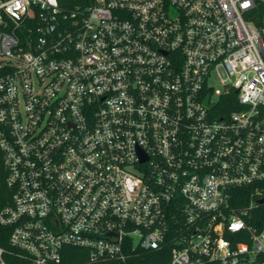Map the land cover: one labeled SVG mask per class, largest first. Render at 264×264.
<instances>
[{
	"label": "built area",
	"instance_id": "obj_1",
	"mask_svg": "<svg viewBox=\"0 0 264 264\" xmlns=\"http://www.w3.org/2000/svg\"><path fill=\"white\" fill-rule=\"evenodd\" d=\"M84 1L0 0L10 243L264 264V0Z\"/></svg>",
	"mask_w": 264,
	"mask_h": 264
},
{
	"label": "trees",
	"instance_id": "obj_2",
	"mask_svg": "<svg viewBox=\"0 0 264 264\" xmlns=\"http://www.w3.org/2000/svg\"><path fill=\"white\" fill-rule=\"evenodd\" d=\"M84 0H61V5L67 8L74 7L76 4H85ZM235 98V94L233 95ZM7 169L3 163L0 153V212L7 205L11 204L13 192L7 184ZM242 191H245L244 189ZM258 210L264 212V205L259 206ZM12 227L0 223V247L4 249V259L8 264H31L29 259L25 257V253L10 243V234ZM74 254L85 253L77 247L69 248ZM170 245H166L163 249L157 251H140L139 258L132 264H167L170 259ZM78 259H71L66 264H76Z\"/></svg>",
	"mask_w": 264,
	"mask_h": 264
},
{
	"label": "water",
	"instance_id": "obj_3",
	"mask_svg": "<svg viewBox=\"0 0 264 264\" xmlns=\"http://www.w3.org/2000/svg\"><path fill=\"white\" fill-rule=\"evenodd\" d=\"M260 202H261V203H262V202H264V198H263V199H261V200H260Z\"/></svg>",
	"mask_w": 264,
	"mask_h": 264
}]
</instances>
